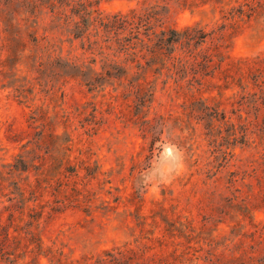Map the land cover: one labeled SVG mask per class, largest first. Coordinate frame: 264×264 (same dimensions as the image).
Instances as JSON below:
<instances>
[{"label":"rangeland","instance_id":"obj_1","mask_svg":"<svg viewBox=\"0 0 264 264\" xmlns=\"http://www.w3.org/2000/svg\"><path fill=\"white\" fill-rule=\"evenodd\" d=\"M72 9L92 19L153 12L157 32L197 27L208 36L190 50L221 52L216 64L264 57V0H0L27 43L14 59L0 39L2 245L22 258L5 234L31 251L39 242L40 264L48 251L74 259L118 249L132 250L120 264H264V87L194 78L180 67L187 49L137 56L138 70L103 42L99 19L75 39L85 29L58 21ZM73 188L79 205L61 202Z\"/></svg>","mask_w":264,"mask_h":264},{"label":"trees","instance_id":"obj_2","mask_svg":"<svg viewBox=\"0 0 264 264\" xmlns=\"http://www.w3.org/2000/svg\"><path fill=\"white\" fill-rule=\"evenodd\" d=\"M14 1L15 0H4V7L7 8ZM52 5L54 6V4ZM53 12L54 11H52V13ZM71 12L72 16H68L65 12H61L58 16V21H62L61 24H63V26H73V31H83V29H85L81 35L74 34L75 39L83 38L89 28L94 26L95 23H97V19H99L98 24L100 27L104 28V32L108 35L105 36L106 39L103 42L108 43L109 41H113L119 48L117 53L119 52L121 55H131L135 60L139 56L142 59H146L147 57L156 59L171 57L176 51L180 50L184 52V50L187 49L186 53L189 54L190 59L181 64L180 67L182 69L181 71L190 70L193 72L195 75L194 78H196L199 73H203L206 77L211 76V79H215V77H219V74H221L224 76V86H237L244 92L249 91L250 80L253 81L255 87L260 89V92L262 91V87H264V66L262 67L259 65L260 63L264 64V57L258 56L255 59L223 58V60H219L216 64L215 59L216 57L220 58L222 56L221 52L215 51L214 53L205 54L203 57L194 55V52L204 44L208 36L204 30L197 27L189 26L181 31L171 29L157 32L151 26L152 20L155 19L156 14L153 12L141 13L137 9H130L127 13L119 12L106 18L95 19L91 18L93 14L91 11L84 12V15L81 17L79 16V12H75L74 9H72ZM72 17H76V19L79 17L80 20L76 21ZM85 17H89V19L87 20ZM13 21L14 19H9L5 14L0 15V26H4L0 31V36H2L0 39H2V50L6 48L10 54V58L17 59L18 55H22L26 52L27 43L20 36V33L15 31ZM94 37L96 40L93 42H91L90 37H87V39L90 41V46L97 47L99 46L98 35ZM32 41L37 42V38H32ZM110 47L111 45L107 46V49L111 50ZM192 47L194 52H192V49L190 50ZM100 49L102 50L103 48L101 47ZM192 55H194L193 58ZM191 58L193 59L192 62ZM136 61L137 64L134 68L138 70L143 69L144 66L138 60ZM146 65L150 67L148 62H146ZM115 67L114 70L120 69V66ZM164 68H167V66L157 67L155 70H163ZM173 68H175V66ZM123 69L126 71L128 67L124 66ZM167 69L170 70L169 68ZM104 73L107 75L111 74L109 70L104 71ZM219 80H221V78H219ZM200 84L202 85L203 83L201 82ZM86 85H94V83L90 82ZM143 86V83L137 85L140 89L143 88ZM17 91L19 93L18 97L22 96V93L19 90ZM252 96L256 98L257 93H252ZM256 102H258V100H256ZM42 189L45 191L46 187L43 188L42 185H37L34 192ZM72 191L76 195H74L73 198L61 200V202L68 203L69 205H79V192L75 188H73ZM21 195L24 198L25 191H22ZM16 231L17 230H15V232ZM5 237L7 240L13 237V240L19 245L16 247V252L22 251L24 256L22 258L19 255L15 256V254H12L5 245H2V241H0V264H29L20 262L26 259L25 257H27L28 253H36L33 262L36 261L34 264H40L39 256L43 253L41 243L34 242L36 243V251H31V244L20 246L21 242L17 240L16 236H11L9 232L5 234ZM131 253L132 250L118 249L117 252L106 251L104 256L97 258L94 256H83L80 258L68 259L52 251H48L45 257L48 259L49 264H120L121 259L130 261L132 259L129 256ZM13 255L14 260H11V256Z\"/></svg>","mask_w":264,"mask_h":264}]
</instances>
